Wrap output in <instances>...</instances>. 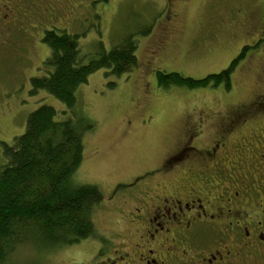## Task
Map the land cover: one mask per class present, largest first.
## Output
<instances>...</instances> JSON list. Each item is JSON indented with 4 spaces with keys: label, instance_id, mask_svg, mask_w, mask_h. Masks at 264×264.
<instances>
[{
    "label": "rangeland",
    "instance_id": "374dc122",
    "mask_svg": "<svg viewBox=\"0 0 264 264\" xmlns=\"http://www.w3.org/2000/svg\"><path fill=\"white\" fill-rule=\"evenodd\" d=\"M34 3L42 12L31 9L26 19L18 21L15 32L0 35L5 45L0 46V165L5 162L2 144L12 145L24 133L28 116L40 106L53 108L58 120L90 122L93 129L83 136V161L74 183L96 186L104 196L93 214L95 236L120 232L115 207L122 193L167 164L187 140L186 131L198 128L202 142L215 141L231 115L243 114L246 106L264 96V39L258 41L263 0ZM241 15L248 19L249 28L232 26ZM51 30L78 36L83 62L95 58L100 46L108 52L132 37L138 67L119 79L106 76L105 70L93 73L77 89L73 110L45 92L32 95V79L45 75L43 63L49 51L42 39ZM242 54L230 76L229 90L212 84L192 90H164L156 85V72L202 80L226 70ZM178 175L173 171L157 180L167 184ZM90 256L84 241L50 251L27 244L18 247L6 264H86Z\"/></svg>",
    "mask_w": 264,
    "mask_h": 264
},
{
    "label": "flooded vegetation",
    "instance_id": "af4514ba",
    "mask_svg": "<svg viewBox=\"0 0 264 264\" xmlns=\"http://www.w3.org/2000/svg\"><path fill=\"white\" fill-rule=\"evenodd\" d=\"M34 1L0 0V35L42 12ZM232 26L249 28L248 19ZM231 116L215 141L186 131L167 164L122 193L120 232L85 240L86 264H264V96ZM173 171L177 180H157Z\"/></svg>",
    "mask_w": 264,
    "mask_h": 264
},
{
    "label": "trees",
    "instance_id": "16d2710c",
    "mask_svg": "<svg viewBox=\"0 0 264 264\" xmlns=\"http://www.w3.org/2000/svg\"><path fill=\"white\" fill-rule=\"evenodd\" d=\"M78 40V36L54 30L45 32L42 42L49 51L43 63L45 75L32 79V95L45 92L73 110L77 89L93 73L105 70L106 76L119 79L138 67L137 43L132 37L108 52L100 46L96 57L87 62L80 56ZM242 56L218 75L202 80L156 72V85L164 90H192L212 84L229 90L230 76ZM57 118L53 108L40 106L28 116L24 133L14 138L12 145L2 144L5 162L0 165V264H6L20 246L29 244L50 251L95 236L93 214L104 196L96 186L74 183L83 161L82 139L93 125L82 118Z\"/></svg>",
    "mask_w": 264,
    "mask_h": 264
}]
</instances>
